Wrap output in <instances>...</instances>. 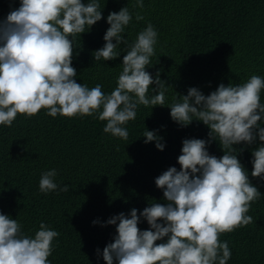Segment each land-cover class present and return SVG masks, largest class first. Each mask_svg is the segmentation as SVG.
<instances>
[{"label":"clouds","instance_id":"obj_1","mask_svg":"<svg viewBox=\"0 0 264 264\" xmlns=\"http://www.w3.org/2000/svg\"><path fill=\"white\" fill-rule=\"evenodd\" d=\"M142 7L143 0H134L133 8ZM101 15L99 0H18L0 19V125L10 126L18 113L31 116L44 108L52 117L94 115L105 121L103 132L127 139L124 125L135 118L139 105L167 106L170 119L180 126L201 122L207 139L183 138L179 169L169 166L154 177L164 203H148L139 215L133 207L127 215L121 211L103 222L93 219L92 224L115 226L111 242L95 251L105 264H226L231 250L227 240L218 239L220 233L251 223L250 202L261 197L248 177L264 180V78L252 74L240 83H218L207 95L192 86L166 102L169 86L158 72L145 70L152 64L157 30L146 22L129 42L121 34L143 16L125 5L104 17L103 45L91 53L93 62L124 53L115 86L103 92L99 83H77L70 63L72 38ZM142 136L163 150L156 130L145 129ZM213 140L223 153L219 157L206 147ZM236 144L255 145L250 173L237 158L242 148ZM56 177L55 168L42 170L38 190L68 191L69 185ZM141 218L145 229L137 226ZM58 235L43 220L26 234L17 219L0 213V264H51L48 257Z\"/></svg>","mask_w":264,"mask_h":264},{"label":"trees","instance_id":"obj_2","mask_svg":"<svg viewBox=\"0 0 264 264\" xmlns=\"http://www.w3.org/2000/svg\"><path fill=\"white\" fill-rule=\"evenodd\" d=\"M133 4L99 0L101 19L72 38L70 63L77 83H99L103 92L115 86L124 53L101 62H93L91 53L103 45L108 27L104 17L125 5L143 16L130 21L121 34L129 42L146 22L157 30L152 64L145 70L158 72L169 86L166 102L192 86L207 95L218 83H240L252 74L264 78V0H143L142 8ZM17 6L18 0H0V19ZM260 98L264 102V89ZM104 123L94 115L52 117L41 108L31 116L18 113L10 126L0 125V213L17 219L26 234L41 220L55 229L59 235L48 257L51 264H105L95 250L111 242L115 226L91 221L103 222L121 211L127 215L133 207L139 215L148 203H164L154 177L169 166L179 169L176 157L183 138L207 139L208 132L196 120L178 125L170 119L169 108L160 105L137 107L135 118L124 125L127 139L103 132ZM145 129L163 138V150L144 142ZM254 146L234 145L242 148L237 158L249 173ZM206 147L209 154H223L215 140ZM48 168L57 170L56 179L68 184V191L38 190L39 174ZM248 179L261 197L250 202L251 223L220 233L218 239L227 240L231 250L226 264H264V180ZM137 226L148 227L142 218Z\"/></svg>","mask_w":264,"mask_h":264}]
</instances>
